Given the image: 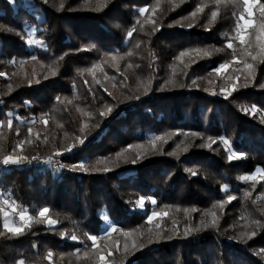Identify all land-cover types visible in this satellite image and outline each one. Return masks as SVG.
I'll return each mask as SVG.
<instances>
[{
    "label": "trees",
    "instance_id": "obj_1",
    "mask_svg": "<svg viewBox=\"0 0 264 264\" xmlns=\"http://www.w3.org/2000/svg\"><path fill=\"white\" fill-rule=\"evenodd\" d=\"M60 4L0 0V157L60 156L63 165L0 168L2 199L34 218L17 236L0 212V264H101V255L106 264H264V175L241 179L264 173L259 6L242 45L243 0ZM28 28L41 43H27ZM77 138L85 142L66 151ZM229 147L243 158L229 161ZM81 163L86 170L73 168ZM45 207L55 225L37 222ZM152 212L167 215L149 222Z\"/></svg>",
    "mask_w": 264,
    "mask_h": 264
},
{
    "label": "snow or ice",
    "instance_id": "obj_2",
    "mask_svg": "<svg viewBox=\"0 0 264 264\" xmlns=\"http://www.w3.org/2000/svg\"><path fill=\"white\" fill-rule=\"evenodd\" d=\"M10 2H11V3H15V0H10ZM86 2H87V0H86ZM105 2H106V0H105ZM98 3H99V0H98ZM243 3H244V5H245L246 10L248 11L249 16L252 15V11H251V9H252V6H253V5H258L259 8H260V10H261V15L264 16V4H261V3H260V0H243ZM60 7H63V0H61ZM138 11H139L141 14H143V13H145V12L147 11V9H146V8H140ZM153 11H155V9H154ZM201 11H203V8H201V7H197V9H196L191 15H192L193 17H195V16H196L199 12H201ZM216 16H217V13H216L215 11L212 12V20H214ZM241 19L243 20L244 17L241 16ZM151 23L155 24L156 21H155V20H151ZM244 24H245L246 26H251V21H250V20H244ZM189 27H191V25H189ZM260 29H261V35L257 37V40H261V42L264 43V23H262V24L260 25ZM133 30H135V29H133ZM158 30H159L158 27L153 29V31H158ZM236 33H237L236 38L239 39L240 43H241L242 45L245 44V36L243 35V33H242V31H241V28H240V25H239V24L237 25ZM29 35H31V33H30ZM127 35H128V37H131V36H132V31H129V32L127 33ZM27 43H28L29 45H34V44H39V43H41V41H39V40H35V39H29V40L27 41ZM226 46H227V48H230V49L233 48V44H232L231 40H229V42L227 43ZM251 46H252V45H251V42H249V47H251ZM192 51H195L198 55H200V54H202V55H204V56L210 55V53H209L208 51H206V50L202 51V50H200V49H195V50H192ZM216 51H220V50L217 49ZM259 54H260L261 56H264V47H262V48L260 49V53H259ZM185 55H188V53H181V54H180L181 57H183V56H185ZM245 55H247V56H251V58H252L253 60H256V58H257L256 56L252 55L251 52H248V51L245 52ZM112 58H113V60L116 59L115 56H113ZM233 62H237V61H236V57H235V55H233ZM244 63H245V68L248 70V75L245 76V79L247 80V79L251 76V70L253 69V65H252V64H248L246 61H245ZM230 66H231V62H225V63H222V64H220V65L214 70V72H215L216 74L219 75V74H221L222 72H227L228 69L230 68ZM94 67H96V66H94ZM89 71H91V69H90ZM53 74H54V73H53ZM3 75H5V73L0 72V76H3ZM237 78H238V77H237ZM229 79H231V77H229ZM86 83H87V82H86ZM96 83H99V81H96ZM195 83H196V82L193 81V84H195ZM209 83H211V81H209ZM245 86H246V85H245ZM207 90H208V89H205V91H207ZM235 90H236V85H233V87H232V91H235ZM105 91H107V89H105ZM220 91H221V93H225V92H226V89L221 88ZM109 94H110V93H109ZM213 94H215V93H213ZM229 94H230V93H229ZM135 98L138 99L139 97H135ZM59 99H60V98L58 97L57 100L59 101ZM111 111H112L111 106H107V113L102 112V113H100V115L103 116V115L110 114ZM245 111H249V109H245ZM251 111H253V112L256 111L255 106L252 107ZM9 115H11V114H9ZM45 123H46V121H45ZM8 125H9V127H11V120L8 121ZM29 132H31V129H29ZM185 135H194V136H195V135H199V134H198V133H185ZM85 139H86V137H85ZM208 140L210 141V143H208L206 146L209 147V148L212 146V144L216 143V141H215V140H212L211 137H209ZM29 142H30V141H29ZM84 142H85L84 139H79V138H77V143H76L75 145H71V146H69V147L66 149V151H71L73 147H76V146H78V145H80V144H83ZM221 142H222L223 144H225V145H228V143H229L227 140H223V139L221 140ZM21 143H23V142H21ZM18 146H19V145H18ZM153 146H154V144H153ZM130 147H131V146H130ZM227 151H228V153H229V155H228V159H229V161L234 160V159H240V158H243V156H244V153L233 151L230 147L227 149ZM56 155H62V153H56ZM138 158H139V157H138ZM33 159H36V158H33ZM26 160H27L26 157H19V156H14V155H7V156H4V157H3L2 161H0V163H2L3 165H6V166H7V165H18V164L24 163ZM46 162H47V163H52V162H53V161H52V157H49L48 160H47ZM132 162L135 163L136 161L133 160ZM98 163H99V162H98ZM60 167H63V165H60ZM77 167L79 168V170H86V169L84 168L83 163H81L79 166H75V165L73 166L74 169H76ZM104 171H110V169L105 168ZM189 171L191 172V174L195 175V172H194V171H192V170H189ZM262 175H264V173H262ZM241 179H245V180H255L256 177H255V176H246V177H241ZM224 190H225V191L227 190V186H225V189H224ZM246 195H250V194H246ZM232 199H234V197H232V196H228V197H227V200H228L229 202H230ZM151 202H152V203H155L156 201H155V200H152ZM136 204H137L139 207H141V208L144 207V204H145L144 197L141 196L140 199H139L138 201H136ZM219 206L222 207V206H223V202H220V205H219ZM48 212H49V209H48L47 207L40 209V211H39V217H40V218H44V219H42V220H40V221H37V222H46L49 226L55 225V224L57 223V221L51 219L50 217H47L46 214H47ZM3 215H4L5 217H7V216L9 215V213L5 211V212L3 213ZM164 215H167V213H166V212H164V213L152 212L151 215L148 216V220H149V222H151V221L153 220L154 217H157V216H164ZM211 215L214 217V216H215V213L213 212V213H211ZM19 217H20V220H21V221H24L25 218H26V217H25V212H24V211H20V212H19ZM27 219H28V220H32V219H34V218H32V217H28ZM105 219H107V217H105ZM213 224H214V221H213ZM26 226H27V227H30L31 225L28 224V225H26ZM4 228H5L8 232L12 233L13 235H17V236L20 235V234H22V232H23V228H22V227H14V226H10L9 223L7 222V219H6L5 222H4ZM187 234H188V233H187V231H186V232H185V235H187ZM254 235H255V232H252V233L248 236V238L250 239V238H251L252 236H254ZM88 238H89L90 240L93 241V246L95 247V246H96V245H95V242H96V240H97V237H96V236H89ZM71 239H72V240H76V239H78V237H77L76 235H72V236H71ZM124 247H125V250L127 251V250H128V245L125 244ZM132 247L135 248V244H133ZM140 247H143V245L141 244ZM261 252H264V249H262ZM110 254H111V253H109V255H110ZM48 255H49V257H51V253H49ZM99 260L101 261V264H106L105 257H104L103 255H101V256L99 257ZM18 264H23V261L18 262Z\"/></svg>",
    "mask_w": 264,
    "mask_h": 264
},
{
    "label": "rangeland",
    "instance_id": "obj_3",
    "mask_svg": "<svg viewBox=\"0 0 264 264\" xmlns=\"http://www.w3.org/2000/svg\"><path fill=\"white\" fill-rule=\"evenodd\" d=\"M141 8H145V7H141ZM252 15L249 16L248 14V11L246 10V8L244 7V12H242L238 18H237V22H236V28H235V35H237L236 33V29H237V25L239 24L240 25V28H241V31L243 33V35L246 33V31L249 29L250 26H246L244 24V20H250L251 21V26L255 24V19H254V13H253V6H252ZM241 16L244 17V19L242 20L241 19ZM39 20H41V17H39ZM257 27H260V24H257ZM37 29L35 28H28L27 29V32H28V40L29 39H35V33H36ZM31 33V35H29ZM254 33V32H253ZM35 45V44H34ZM60 167V166H59ZM257 174H262V171L260 169H257L254 171V173L252 175H249V176H256ZM0 196H1V193H0ZM6 196V195H5ZM3 196L5 199L3 201V207L9 209V211H13L14 213L17 211V209L19 208L15 203L12 202V200H9L10 198L7 196L5 197ZM2 197V196H1ZM12 202V203H11ZM18 207V208H17ZM137 208L138 209H141V207H139L137 205ZM20 211H24L25 212V220L24 221H21L20 220V217H19V214L17 215L18 216V219L15 218L14 216H12L13 212L11 213V215L9 216V218H6L7 219V222L9 223L10 226H14V227H22L24 226L25 224H27L30 220H28L27 218L28 217H32L30 216L29 213H27V211L25 210H22L21 208L19 209ZM6 219H3V221L5 222ZM16 219V220H15ZM4 222H3V225H4ZM114 229V226L111 225V224H108L107 226V231L106 232H111L112 230Z\"/></svg>",
    "mask_w": 264,
    "mask_h": 264
},
{
    "label": "built area",
    "instance_id": "obj_4",
    "mask_svg": "<svg viewBox=\"0 0 264 264\" xmlns=\"http://www.w3.org/2000/svg\"><path fill=\"white\" fill-rule=\"evenodd\" d=\"M49 157H52V163H48L50 165L51 168H57L59 165L62 164V161H61V158L60 156H49ZM49 157H37L36 159H30V160H26L24 163H21V164H18V166H31V165H35V166H38V167H42L44 165H46V161L48 160ZM3 158L0 157V161H2ZM9 166H12V165H3L2 163H0V168H6V167H9ZM3 199L2 197L0 196V207L3 206ZM18 208V207H17ZM20 208L17 209V211L13 214L12 216H14L15 218L18 219V214L20 212L19 210ZM16 220V219H15Z\"/></svg>",
    "mask_w": 264,
    "mask_h": 264
},
{
    "label": "crops",
    "instance_id": "obj_5",
    "mask_svg": "<svg viewBox=\"0 0 264 264\" xmlns=\"http://www.w3.org/2000/svg\"><path fill=\"white\" fill-rule=\"evenodd\" d=\"M5 211L9 213V215H8L7 217H5V216L3 215V213H4ZM0 212H1L2 215H3V219H6V218H9V216L11 215V213H12L13 211L10 212L9 209H7V208H5V207L2 206V207H0ZM9 219H10V218H9ZM3 222H4V221H3Z\"/></svg>",
    "mask_w": 264,
    "mask_h": 264
}]
</instances>
